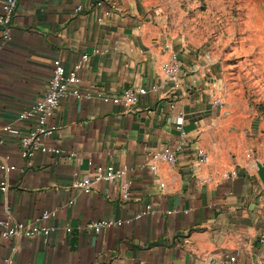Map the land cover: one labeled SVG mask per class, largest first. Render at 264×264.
Here are the masks:
<instances>
[{
  "label": "crops",
  "instance_id": "crops-1",
  "mask_svg": "<svg viewBox=\"0 0 264 264\" xmlns=\"http://www.w3.org/2000/svg\"><path fill=\"white\" fill-rule=\"evenodd\" d=\"M1 30L0 124L19 133L0 134V186H7L0 188V219L54 230L0 239V264L264 260V184L222 148L210 68L166 43L142 0H25L9 39ZM174 50H182L178 87L163 70ZM83 56L82 98L63 100L48 120L56 130L46 144L59 153L24 158L20 135L37 119L20 114L46 92L55 59L71 68ZM129 88L147 93L125 104ZM165 148L177 150L176 166L153 157ZM198 148L207 152L204 163ZM109 165L127 169L120 181H96L89 193L75 186ZM147 205L150 211L138 217ZM102 220L117 224L86 228Z\"/></svg>",
  "mask_w": 264,
  "mask_h": 264
},
{
  "label": "rangeland",
  "instance_id": "rangeland-1",
  "mask_svg": "<svg viewBox=\"0 0 264 264\" xmlns=\"http://www.w3.org/2000/svg\"><path fill=\"white\" fill-rule=\"evenodd\" d=\"M142 2L166 43L208 65L222 104V148L235 166L258 174L264 164V0Z\"/></svg>",
  "mask_w": 264,
  "mask_h": 264
},
{
  "label": "built area",
  "instance_id": "built-area-1",
  "mask_svg": "<svg viewBox=\"0 0 264 264\" xmlns=\"http://www.w3.org/2000/svg\"><path fill=\"white\" fill-rule=\"evenodd\" d=\"M25 0H5L4 2V13L0 15V26L2 28V36L4 40L9 39L10 36V24L12 16L18 6V4ZM98 5L102 4L101 1L96 2ZM82 6H78L77 10H81ZM182 50H174L171 53L170 58L163 65L164 73L166 74L169 81L178 87L180 84V78L182 73V61H181ZM87 56H83L82 61L77 62L71 68H67L60 59H55L52 63V73L48 81V87L46 92L37 100V102L29 109L24 110L19 118L21 120H27L31 118L37 119L36 126L30 128L27 132L20 135V147L22 156L24 158L33 156L36 152L44 153H59V149L50 147L46 144L47 140L52 136L56 130L55 125H49L48 120L53 115L55 109L65 99L82 98L83 94L80 87V71L82 69L83 61L87 60ZM147 93L146 88H129L122 94V99L125 104H132L137 102L140 97ZM105 99H109L108 96H104ZM217 104L222 106L219 100ZM19 130L13 124H0L1 135L18 134ZM199 163H204L207 160V152L202 149H197ZM153 157L156 159L163 160L169 163L171 166H176L178 163V152L172 148H165L162 151L155 152ZM153 170L156 166H152ZM1 169L9 170L10 167L7 164H2ZM126 168H115L112 165L107 166L104 169H100L99 173L95 178H86L82 181L75 183L76 187L82 188L85 192H91L92 185L96 181L108 180V181H120L125 175ZM0 188L6 190V184H1ZM127 193V186L124 188ZM151 206L147 205L145 210L138 215L150 211ZM52 214L47 212L43 215V219H47ZM117 224L112 220H102L90 222L86 225V228H90L95 232H100L104 228ZM120 224V223H119ZM53 227H42L36 224L27 226L21 222H15L10 218L0 219V239H9L14 236H20L23 233H31L36 235H49L53 231ZM264 240V236H263ZM231 263L236 262V257L230 258ZM5 264H12V259L8 258L5 260ZM258 264H264V260H260Z\"/></svg>",
  "mask_w": 264,
  "mask_h": 264
},
{
  "label": "water",
  "instance_id": "water-1",
  "mask_svg": "<svg viewBox=\"0 0 264 264\" xmlns=\"http://www.w3.org/2000/svg\"><path fill=\"white\" fill-rule=\"evenodd\" d=\"M258 176L261 179L262 183L264 184V164L259 166Z\"/></svg>",
  "mask_w": 264,
  "mask_h": 264
}]
</instances>
